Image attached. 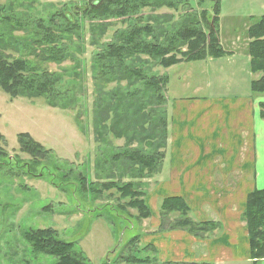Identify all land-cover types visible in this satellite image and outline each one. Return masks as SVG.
I'll use <instances>...</instances> for the list:
<instances>
[{"label":"rangeland","instance_id":"rangeland-1","mask_svg":"<svg viewBox=\"0 0 264 264\" xmlns=\"http://www.w3.org/2000/svg\"><path fill=\"white\" fill-rule=\"evenodd\" d=\"M90 1L0 0L2 5L6 7L12 5L15 8L13 11L18 14L22 23L31 22L27 27L28 30L22 26L19 29L0 26V33H7L4 42L6 48L1 52L10 60L22 57L29 63L34 61L30 54L35 48L30 37L35 29L33 20L48 19L51 14H55L56 19L57 17L63 19L67 14H72L74 21L77 22L74 34L60 33L66 37L61 47L64 46L69 53L68 59L60 63L41 64V70L53 77L56 86H60L63 91L67 88L71 90L70 97L61 101L60 105L65 108L51 107L41 97L37 99L10 98L0 89V132L8 141V145L1 143L2 149L7 153L3 161H0V264H55L57 261L55 257L35 254L32 251L24 238V234L30 229L55 230L59 239L73 243L74 250L83 253L93 264H124L120 259L127 256L132 249L137 248L135 242L127 250L125 249L127 243L138 236L140 239L138 246L142 247L148 244L144 241L147 231H155L149 224V226L144 225V220L147 218L141 219L137 216L136 209L127 207L131 198H123L116 188L107 190L104 188L114 181L120 185L132 182L135 187L139 184L137 189L145 194L146 200V195L155 190L158 180L156 174L142 179L133 177L129 171L121 172L123 176L121 180H118L117 174L112 175L109 171L104 175V179L102 178L100 171L102 164H98V161H102L103 156L111 157L112 154L99 158L100 147L95 141L94 133V109L106 103L113 109V98L121 94V90H124L127 95L135 88L128 86L130 79L128 73L125 80L102 82L98 71L93 70L94 60L96 56L103 54V47L107 43L112 42L116 35L130 30L131 26L152 28L153 33L160 36L161 46L165 47L169 41L167 35L171 36L177 27L187 22L188 18L195 19L198 27L203 29L205 20L208 18L203 16L204 13L213 11L216 4L212 1L176 0L174 8L154 9L145 6L132 17L131 21L125 23V17H115L103 20L105 24L101 27L96 25L99 22L91 21L84 13L75 14L77 9L89 7ZM219 8L221 16H219V41L224 50L234 52V55L226 54L220 57L223 62L219 64L226 68L225 73L228 67H231L233 73L234 69L230 65L235 62L243 63L245 53H248L250 40L247 31L257 19L264 15V0H219ZM12 13L8 11L6 15ZM64 29L62 25L61 30ZM10 39L11 44H9ZM147 39L152 40L150 37ZM24 42L27 44H23ZM187 51V45L178 48L175 46L164 58L171 57L183 62L167 68L147 54L134 57L140 58L138 64L141 67L144 66L141 69L142 72L135 75L136 87L139 90L144 89L146 76L157 75L170 79L164 90V100L160 102L157 109L158 112H164V124L167 123L165 131L168 135L169 98L172 100L175 96L209 97L218 94L221 88L225 90L229 88V84H226L228 82L222 85L215 78V66L210 67V72L207 71V61H185L184 53ZM232 55L234 57H229ZM126 62L129 64L130 60L127 59ZM33 65L37 66L36 63ZM237 66L241 67L238 63ZM257 74L259 77L264 75V73ZM68 99L74 100L75 103L68 104ZM145 111V114H148L150 109L147 108ZM111 116L113 117L114 113H111ZM77 118L79 124L76 121ZM23 132L30 133L45 148L51 149L49 157L33 158L32 155L21 152L17 135ZM131 135V131L118 137L109 133L106 141L110 151L122 155L124 150L125 152L142 150V147L147 149L149 145L147 143H151L146 138V141L140 145L131 141ZM164 140H166L164 144L166 147L168 138ZM162 149L165 152V149ZM118 158L120 160L117 165L123 170L128 169V164L121 162L123 158ZM107 166L110 165L107 164ZM50 173H54V183ZM111 175L113 179L110 178ZM83 178L85 182L81 180ZM164 199L159 202L162 204ZM208 214L210 221L218 222L211 211H208ZM178 215L182 216L179 212L168 214L169 220L164 224L170 227L175 218L177 217L176 220L179 218ZM187 216L197 222L191 212H188ZM217 232L216 230L205 236H211ZM198 249L201 250V247ZM204 249L205 246L202 245L201 251L204 252ZM142 254L145 255L144 252ZM162 262L164 261L159 258L158 264ZM205 262L196 263L207 264ZM252 263L250 259L245 262L217 261L212 264Z\"/></svg>","mask_w":264,"mask_h":264},{"label":"trees","instance_id":"trees-1","mask_svg":"<svg viewBox=\"0 0 264 264\" xmlns=\"http://www.w3.org/2000/svg\"><path fill=\"white\" fill-rule=\"evenodd\" d=\"M176 0H91L89 7H83L76 10V15L81 12L91 21L99 22L98 26L104 27L103 20L112 19L115 17H125L124 22L132 20L140 9L145 6L153 7L154 9L162 7H173ZM208 1V0H202ZM215 7L213 11L204 13L207 16L205 27L200 29L198 23L192 17L187 19L186 23L177 27L169 38L168 45L162 47L159 43L160 36L153 33L150 27L131 26V29L122 32L112 42L106 44L102 55L96 56L93 70H97L102 82L109 83L111 81H121L126 79L128 73L129 87L135 88L130 94L125 95V91L121 90V94L116 95L114 100V108L105 105L96 106L94 109V129L95 141L100 147V156L111 155V157L103 156V160L98 161L102 164L100 168L102 178L109 171L112 175L115 173L119 176L118 180L122 179L121 172L129 171L135 178H150L157 174L163 164L165 157L166 124L163 111H157L159 104L164 99V90H166L168 78H161L157 75L146 76L145 87L139 90L136 87L137 79L135 75L142 72L138 62L140 58H134L137 55L147 54L157 60L159 64L165 68L183 62L179 59L164 58L168 52L176 46H188V51L185 52L187 62L201 61L208 58H219L227 54V51L222 48L219 41L220 29V8L219 1L213 2ZM15 8L12 5L4 6L0 3V26H9L11 29H19L21 26L27 29L31 22L22 23L18 18V14L13 11ZM8 11L13 12L11 15H6ZM65 16L64 14L62 15ZM51 14L48 19L39 18L38 21L33 20L35 29L32 31L31 43L33 50L31 55L34 61L27 62L24 58H15L10 60L5 57L1 51H5L4 42L6 41V32L0 33V89L7 93L10 98L26 97L28 99L43 98L47 105L51 107L61 106V101L67 100L70 97L71 90L67 88L62 90L60 86L55 85L53 77H50L41 70L42 63H60L64 62L70 56L66 52L61 43L66 37L60 35L64 32L66 35L74 34L77 28V22L74 21L72 14H67L63 19ZM211 20V22H209ZM103 23V24H102ZM111 24V23H107ZM65 28L61 30V26ZM28 30V29H27ZM167 34V32H166ZM249 38L248 54L250 56V68L252 73H264V15L256 20L247 31ZM150 37L152 40H148ZM12 41L10 39L9 44ZM20 43L18 42V46ZM23 44H27L24 42ZM24 45V46H25ZM46 47V48H44ZM39 53H36L38 52ZM35 55V57L33 56ZM164 55V56H162ZM173 56V55H172ZM38 58V59H37ZM158 58V59H157ZM162 58V59H161ZM118 60L117 62L114 60ZM130 63L127 64L126 60ZM37 64L34 66L33 64ZM251 90L257 94L264 93V75L251 82ZM69 102L75 103L74 100L68 99ZM111 103V102H109ZM62 107V106H61ZM65 108V107H62ZM149 108L150 112L146 113ZM114 113V116H111ZM261 117L264 118V103L261 104ZM78 123V118L76 119ZM79 124V123H78ZM139 128H142L139 130ZM132 132L131 141L142 145L144 141L150 140L147 143L148 148L142 147V150H125L118 155V152L110 151L106 136L109 133L118 137V135ZM118 134V135H117ZM125 136V135H124ZM130 138V136H129ZM19 150L21 152L32 155L33 158L45 157L48 158L51 149L45 148L38 142L30 133L23 132L17 135ZM8 145V141L4 134L0 132V161L6 157V151L1 147ZM102 148V149H101ZM162 149V151H161ZM15 157V156H13ZM121 162L127 163L129 168L123 170L117 165L119 158ZM109 164L110 166H107ZM136 171V172H135ZM52 175V183H54V173ZM111 175L110 178L113 179ZM85 182V179H81ZM116 181L105 186L107 189H117L123 198H131L127 207L134 208L138 211L137 216L141 219L151 217V211L147 206L144 193L139 191L132 182L124 184L115 183ZM162 217L171 213L179 212L177 220L169 227L170 229H183L196 237H204L216 231L220 223L210 220L197 221L191 220L187 214L190 209L187 203L181 197H167L161 204ZM244 221L249 236L250 259L252 264H260L264 260V189L253 191L248 199L243 213ZM25 240L31 246L35 254H44L53 256L57 259L55 264H93L81 252L74 250V244L68 241L59 239L55 230L51 228L45 229H30L24 234ZM140 241L138 236L132 238L126 245L127 250L133 243H137L136 249L131 250L127 256L120 259L124 264H158L159 257L157 248L152 244H146L142 247L138 246ZM145 253L143 255L142 253ZM150 253V254H149ZM153 253V255H152ZM212 264L211 262H205ZM162 264H198L196 262H162ZM201 264V263H199Z\"/></svg>","mask_w":264,"mask_h":264},{"label":"crops","instance_id":"crops-1","mask_svg":"<svg viewBox=\"0 0 264 264\" xmlns=\"http://www.w3.org/2000/svg\"><path fill=\"white\" fill-rule=\"evenodd\" d=\"M245 54L243 63L230 65L233 73L231 67L224 72L226 68L219 64L222 58L205 59L207 71L215 66V78L222 85L228 82L226 90L221 88L209 97L169 98L163 167L155 175L158 185L145 197L151 217L144 220L155 230L147 231L144 241L157 248L164 262L250 260L243 213L249 195L264 189V93L251 90V82L259 75L252 73L250 56ZM173 196L187 203L196 221L209 220L211 211L220 223L218 232L196 237L167 227L168 215L162 217L159 201Z\"/></svg>","mask_w":264,"mask_h":264},{"label":"water","instance_id":"water-1","mask_svg":"<svg viewBox=\"0 0 264 264\" xmlns=\"http://www.w3.org/2000/svg\"><path fill=\"white\" fill-rule=\"evenodd\" d=\"M209 1L215 2V1H218V0H209Z\"/></svg>","mask_w":264,"mask_h":264}]
</instances>
